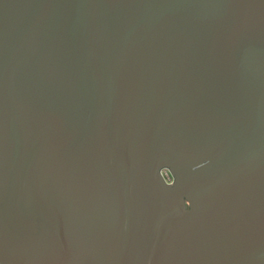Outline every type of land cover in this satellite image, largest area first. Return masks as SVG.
<instances>
[{"label": "water", "instance_id": "water-1", "mask_svg": "<svg viewBox=\"0 0 264 264\" xmlns=\"http://www.w3.org/2000/svg\"><path fill=\"white\" fill-rule=\"evenodd\" d=\"M0 264H264V0H0Z\"/></svg>", "mask_w": 264, "mask_h": 264}, {"label": "flooded vegetation", "instance_id": "flooded-vegetation-1", "mask_svg": "<svg viewBox=\"0 0 264 264\" xmlns=\"http://www.w3.org/2000/svg\"><path fill=\"white\" fill-rule=\"evenodd\" d=\"M167 174H168V176H170V177L172 178V176H171L169 170L165 169L164 171H162V175H163L164 178H165V175H167ZM171 181H172V180H171ZM167 182H168V181H167Z\"/></svg>", "mask_w": 264, "mask_h": 264}, {"label": "rangeland", "instance_id": "rangeland-1", "mask_svg": "<svg viewBox=\"0 0 264 264\" xmlns=\"http://www.w3.org/2000/svg\"><path fill=\"white\" fill-rule=\"evenodd\" d=\"M163 171H164V170H163ZM165 179H166V181H168V182H171V180H172V178H171L170 176H168V174L165 175Z\"/></svg>", "mask_w": 264, "mask_h": 264}]
</instances>
